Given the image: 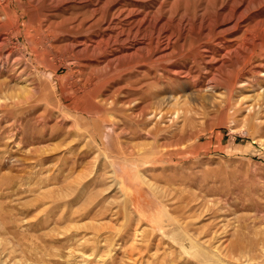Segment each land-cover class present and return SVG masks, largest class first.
Listing matches in <instances>:
<instances>
[{
	"label": "rangeland",
	"instance_id": "rangeland-1",
	"mask_svg": "<svg viewBox=\"0 0 264 264\" xmlns=\"http://www.w3.org/2000/svg\"><path fill=\"white\" fill-rule=\"evenodd\" d=\"M222 19L242 53L264 0H0V264H264V45L207 88ZM152 36L185 114L111 108Z\"/></svg>",
	"mask_w": 264,
	"mask_h": 264
},
{
	"label": "bare ground",
	"instance_id": "bare-ground-1",
	"mask_svg": "<svg viewBox=\"0 0 264 264\" xmlns=\"http://www.w3.org/2000/svg\"><path fill=\"white\" fill-rule=\"evenodd\" d=\"M109 3V2H108ZM106 6V5H105ZM131 14V12L129 13ZM109 20V19H108ZM113 19H110V22ZM103 21V20H102ZM113 22V21H112ZM219 29L215 32V34L217 33V36H215L214 41L215 44L219 47V51L220 54L217 55L215 53H212L210 60L208 61V64L210 65V80H209V84L207 85V88H211V90L215 89L218 87L219 84H222L225 82L230 81V85L231 87H235L237 86V83L239 82V77L241 76V73L244 71H247L249 73H256V66H251L250 62L252 60V58L254 57V55L257 52V48L258 46H263L264 45V27L259 30L260 32H256L255 30H249L246 32H249V38H245L244 39V43L242 44V48L243 51L242 53H239L237 51V48L235 47L236 41L233 40H228L227 42L231 43L229 44L227 47L224 46V44L226 43V37L221 36L219 34H222L226 31H228L229 29L232 30V28L237 29L240 25V22H235L234 26L232 27H228L226 26V24L229 23V21H227L226 19H222L221 21H219ZM115 23V22H114ZM111 24V23H110ZM109 24V26H111ZM108 26V27H109ZM183 26V25H182ZM184 27V26H183ZM202 27V26H201ZM217 27V26H216ZM186 28V27H185ZM184 28V29H185ZM208 28V27H207ZM180 29V27H179ZM244 29V28H243ZM106 30V29H105ZM188 30V29H187ZM186 30V31H187ZM230 31V30H229ZM186 34V33H185ZM172 35V34H171ZM175 36V35H174ZM177 36H183L181 35V33H179ZM208 36V35H207ZM214 35L211 34V32H209V37H213ZM185 37V35H184ZM188 37V35H187ZM185 37V38H187ZM178 37H176V39L174 38V40L170 39V36L168 37L167 40H165L164 42L160 43V39L158 37L153 38L149 37V39L146 41H142V45L139 47L137 46L136 50L130 53H127V55L129 56V59L127 60L128 62L126 63L124 60L123 62L126 63L127 68L126 69H130V72L133 74V71L136 70V72H141V70L138 69L139 66H141L142 64L146 66H148V71L149 72H141L143 73V79H147L146 83L149 87V90L147 92V94L145 96H143L144 94H142V96H137V94H139L142 91V84H138L140 82H142V80L140 79H136L134 80L133 83L127 84L126 88L123 89V86H119L112 97V101H111V108L113 109L116 104L118 103V101L122 98H119V94L123 93L125 94V96L127 97L126 100L127 102H132L134 105V108L137 109L138 111V115L139 116H143L146 113H151V112H161V108H163V104H170L171 105H177V108L174 110L177 113L181 112L180 110H182V113L185 114V108L183 107V102H186L185 100L187 99L186 96H182L178 91L179 89L177 88V86H179V84H177V80L179 78V74L181 70L183 69H175V62L171 61V56H176V55H172L174 54L177 50V45H176V41L178 39H180V37L177 39ZM225 38V39H223ZM189 39V37L187 38ZM155 40V41H154ZM236 40V39H235ZM107 41V40H106ZM113 42V40H111ZM137 41V40H136ZM184 41H186L184 39ZM188 41V40H187ZM192 41V40H191ZM95 42V41H94ZM99 42V41H98ZM97 42V43H98ZM107 42H110L109 40ZM119 42V40H118ZM135 42V41H134ZM133 42V43H134ZM180 42V41H179ZM84 43V42H83ZM100 43V42H99ZM98 43V44H99ZM104 45H107L106 42H104ZM132 43V44H133ZM139 43V42H138ZM181 43V42H180ZM192 42H189L188 44H191ZM102 44V43H101ZM121 44V43H120ZM135 44V43H134ZM133 44V45H134ZM194 44V42H193ZM179 45H182L181 48L183 49L185 46V43H181ZM103 46V45H101ZM100 46V47H101ZM123 46V45H122ZM187 46V45H186ZM185 46V47H186ZM196 46V45H195ZM201 46V45H200ZM205 46V45H204ZM106 47V46H105ZM108 47V46H107ZM203 47V46H202ZM103 48V47H102ZM109 48H112L111 46H109ZM116 47H113V49L115 50ZM135 48V47H134ZM133 48V50H134ZM142 48V49H139ZM191 48V45L190 47ZM201 48V47H200ZM204 48V47H203ZM117 49V48H116ZM179 49V48H178ZM205 49V48H204ZM138 50H143L140 53H138ZM189 50V49H188ZM102 51V50H101ZM107 51V50H103ZM111 50H109L108 52H110ZM118 51V50H116ZM181 51V50H180ZM100 52V50H99ZM115 52V51H114ZM205 52V51H204ZM111 53H113L111 51ZM137 53V55H135ZM211 53V52H210ZM231 53V56H230ZM100 54V53H99ZM97 53V55H99ZM109 54V53H108ZM181 54L183 55V53H179V55L181 56ZM106 56V55H105ZM118 56V55H117ZM125 56V55H124ZM206 56V55H205ZM226 56H230L229 58ZM79 57V56H78ZM86 57V56H84ZM83 57V58H84ZM91 57V56H90ZM96 57V55L94 56V58ZM114 57V56H113ZM120 57V56H119ZM77 58V57H76ZM81 58V57H80ZM89 58V57H88ZM112 58V57H111ZM110 58V59H111ZM121 58V57H120ZM107 59V58H106ZM109 61L111 62V60H113V58ZM117 60L119 59L118 57L116 58ZM87 60V59H86ZM120 60V59H119ZM118 60V61H119ZM122 60V59H121ZM120 60V61H121ZM81 61V60H80ZM85 61V60H84ZM92 61V60H91ZM116 61V60H115ZM83 62V61H82ZM97 62V60H96ZM99 62V61H98ZM101 62V61H100ZM107 62L108 64H112V62ZM94 63V61L92 62ZM91 63V64H92ZM119 63V62H118ZM122 65L124 63H122V61L120 62ZM179 63V62H178ZM206 63V62H205ZM85 64V63H83ZM90 64V65H91ZM141 64V65H140ZM207 64V63H206ZM87 65V63H86ZM117 65V63L115 64ZM125 65V64H124ZM142 65V66H144ZM109 66V65H108ZM157 67L158 69L161 68L163 71L162 72H156L154 71V69H152L153 67ZM191 66V65H190ZM111 67V65H110ZM109 67V68H110ZM135 67V68H134ZM113 68V66H112ZM134 68V69H133ZM140 68V67H139ZM144 68V67H142ZM180 68V67H179ZM189 68V66H188ZM107 69V68H106ZM128 69V70H129ZM151 69L154 71V74L151 75L152 71ZM157 69V68H156ZM186 69V68H185ZM235 70V72L233 74H229L227 76L224 75V73L226 71L228 72H232L231 70ZM111 70V69H110ZM127 70V71H128ZM144 71V69H142ZM119 71V69H118ZM121 71H123L121 69ZM184 71V70H183ZM189 71V70H188ZM117 72V70H116ZM151 72V73H150ZM258 72V71H257ZM127 73V72H126ZM187 73V72H186ZM113 74V73H112ZM136 74V73H135ZM188 75L189 72H188ZM187 75V76H188ZM192 75V74H191ZM112 76V75H111ZM127 77V76H126ZM129 78V77H128ZM193 78V77H192ZM132 81V80H131ZM143 82V85L146 84ZM228 84V83H227ZM225 85V84H224ZM114 87V86H113ZM144 88V87H143ZM146 88V87H145ZM144 88V90H145ZM107 89V88H106ZM205 89V88H204ZM231 89V88H230ZM208 90V89H206ZM227 90V89H226ZM164 92L168 93L167 95L164 94ZM144 93V92H143ZM232 93V92H231ZM212 94V93H211ZM135 95V96H134ZM140 95V94H139ZM187 95V94H186ZM259 95L262 96V98H264V89L259 92ZM133 96V97H131ZM183 97V99H182ZM247 99V98H246ZM122 100V99H121ZM184 100V101H183ZM189 101V100H188ZM187 103V102H186ZM121 104V103H120ZM123 104V103H122ZM131 104V103H130ZM118 105V104H117ZM125 105V104H124ZM129 105V104H128ZM132 105V104H131ZM185 106V105H184ZM169 107V106H167ZM181 107L183 109H181ZM175 108V106L173 107ZM184 111V112H183ZM187 111V110H186ZM174 113V112H173ZM172 113V114H173ZM187 113V112H186ZM137 114V113H136ZM188 114V113H187ZM178 115H181L178 114ZM137 116V115H136ZM146 116V115H145ZM144 116V117H145ZM138 117V116H137ZM177 117V116H176ZM187 118V117H186ZM185 119V117L183 118Z\"/></svg>",
	"mask_w": 264,
	"mask_h": 264
}]
</instances>
